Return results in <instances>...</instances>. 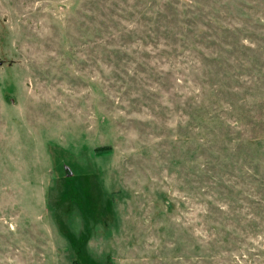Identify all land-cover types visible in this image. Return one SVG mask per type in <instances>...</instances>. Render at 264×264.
Listing matches in <instances>:
<instances>
[{
  "label": "rangeland",
  "instance_id": "1",
  "mask_svg": "<svg viewBox=\"0 0 264 264\" xmlns=\"http://www.w3.org/2000/svg\"><path fill=\"white\" fill-rule=\"evenodd\" d=\"M0 264H264V0H0Z\"/></svg>",
  "mask_w": 264,
  "mask_h": 264
}]
</instances>
